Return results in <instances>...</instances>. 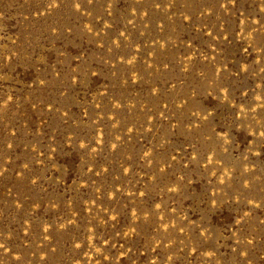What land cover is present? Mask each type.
Here are the masks:
<instances>
[{"label":"rangeland","instance_id":"rangeland-1","mask_svg":"<svg viewBox=\"0 0 264 264\" xmlns=\"http://www.w3.org/2000/svg\"><path fill=\"white\" fill-rule=\"evenodd\" d=\"M0 264H264V0H0Z\"/></svg>","mask_w":264,"mask_h":264}]
</instances>
